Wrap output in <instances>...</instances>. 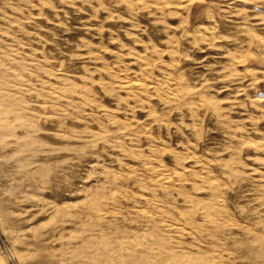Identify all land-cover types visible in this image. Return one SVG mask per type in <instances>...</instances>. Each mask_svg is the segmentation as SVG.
<instances>
[{
  "label": "rangeland",
  "instance_id": "374dc122",
  "mask_svg": "<svg viewBox=\"0 0 264 264\" xmlns=\"http://www.w3.org/2000/svg\"><path fill=\"white\" fill-rule=\"evenodd\" d=\"M0 264H264V0H0Z\"/></svg>",
  "mask_w": 264,
  "mask_h": 264
}]
</instances>
